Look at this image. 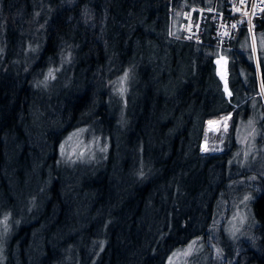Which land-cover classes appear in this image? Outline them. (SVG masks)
Here are the masks:
<instances>
[{
  "label": "trees",
  "instance_id": "obj_1",
  "mask_svg": "<svg viewBox=\"0 0 264 264\" xmlns=\"http://www.w3.org/2000/svg\"><path fill=\"white\" fill-rule=\"evenodd\" d=\"M214 4L220 5L221 0H67L65 3L60 0H0V38L3 44L0 71L5 70L8 64V52L10 58L16 56L20 59L11 77L0 85V93L3 92L0 94V173L7 160L6 153L13 154L25 139L20 128L22 119L28 120L30 109L21 94L37 88L40 83L38 76L49 66L60 65L57 76L66 64L70 74L69 54L65 47L76 49L75 53L79 55L85 52L83 49L78 51L81 47L97 50L98 60L92 58L87 63L88 71L82 80L104 81V90L97 97L98 104L101 102L100 110L108 111L111 102L106 97V90L121 75L126 80L135 75L137 93L145 97L146 109L134 120L133 130L127 134L119 132L117 137L107 133L109 147L106 160L98 171L82 181L81 190L87 193L86 206L91 212L131 210L136 221L140 217L149 218L145 224L133 226L123 235L122 241H118L114 227L104 225L102 228L103 220L90 223L87 226L89 260L86 264H166L167 256L176 246L204 233L210 224L213 200L225 191L233 128L242 117L254 112L253 101L259 103L263 112L258 124L264 135V54L260 45L251 42L247 27H240L234 38L222 47L227 57L228 98L215 72L213 58L217 47L212 42L211 30H206L201 41L170 34L172 23L180 18L185 8ZM40 13L42 16L37 17ZM255 22L252 32H264V10ZM34 28L36 33L33 36L27 34L23 41L20 40L24 31L32 34ZM68 29L73 31L69 37L66 35ZM5 30L11 35L7 36ZM82 66L79 60L72 61L71 85L79 78ZM102 67L109 69L107 75ZM171 68H175L174 72ZM160 69L163 70L160 73L162 89L159 81L154 80ZM164 96L174 97L175 101L171 105L173 117L164 120L165 126L174 125L179 116L184 127L176 132L146 131L143 128L146 118L153 116L154 97L168 105L169 101L162 100ZM121 99H125L122 102L126 105V98ZM92 101L87 89L79 95L63 98L60 121L64 122L70 111L79 112L84 106H90ZM228 112L231 115L226 146L222 151L202 152L200 145L205 123ZM110 119L114 120V115H110ZM77 123L80 122L61 124L49 148L48 159L52 169L49 173L42 171V177H48L50 182V200L44 213L46 216L54 211L59 214L39 231L45 240L42 246L45 254L33 264H59L64 261L65 254L74 256V264H79L86 254L85 250L81 253L68 249L76 241H55L71 217L70 205L61 194L63 176L58 167L56 142ZM11 129H18L16 138L10 131L5 135ZM127 145L123 158H117ZM148 145L161 148L162 154L148 158ZM180 151L187 159H181ZM146 159L149 164L144 168ZM24 160L26 152L22 149L19 164ZM191 161L198 165L201 184L196 188L205 200L197 211L175 214L173 185L178 184L176 178L179 176L183 187H190L187 184L190 174L187 166ZM208 175L213 178L214 187H211ZM250 205L256 223L252 228V242L244 249L234 254L230 240L222 227L219 228L224 260L231 258L230 264H264V177L260 188L253 193ZM148 210H151L150 214ZM2 212L0 202V216L4 214ZM37 223L30 221L13 230L4 248L6 262L13 263L14 247L22 235L27 241H33ZM98 227L102 230L96 236ZM78 235V232L73 233L70 240ZM49 238L55 242L51 244L47 241Z\"/></svg>",
  "mask_w": 264,
  "mask_h": 264
},
{
  "label": "rangeland",
  "instance_id": "obj_2",
  "mask_svg": "<svg viewBox=\"0 0 264 264\" xmlns=\"http://www.w3.org/2000/svg\"><path fill=\"white\" fill-rule=\"evenodd\" d=\"M60 1L65 3L67 0ZM41 16L42 13L37 17ZM182 19L183 11L180 18L172 23L171 35L180 34ZM5 32L7 36L11 35L6 30ZM30 33L24 31L20 40L23 41L27 34L33 36L36 33L35 28L32 30V34ZM72 33V29H68L66 31L67 37ZM249 35L251 42L255 41L256 46L260 45L263 48L264 54V32L254 30ZM251 46L254 50L253 43ZM82 49L85 50L84 55L76 54V49L65 47L69 54L70 74L66 64L62 66V70L57 76L55 75L60 65L49 66L38 76L40 82L38 87L21 94L23 101L30 109L28 120L23 118L20 128L25 139L16 147L13 154L6 153L7 160L0 173V202L2 214L4 213L0 216V264H33L37 259L44 257L45 253L42 246L45 240L39 231L48 226L51 219L59 213L54 211L48 213L47 216L44 213L50 200V182L48 177L46 179L42 177V171L49 173L52 169L51 161L48 159L51 151L49 148L61 124L80 122L68 128L56 142L57 159L60 162L58 167L63 176L61 194L70 205L71 217L68 218L65 229L55 241H76L70 244L68 249L81 253L85 250L86 254L83 259L79 260V264H86L89 260L88 248H86V241H89L87 226L90 223L103 220L102 228L104 225L114 227L118 241H122L123 235L129 232L133 226L145 224L149 218V216L147 218L140 217L136 221L131 210L127 212L113 210L91 212L86 206L87 193L81 190V184L82 181L98 171L102 167L103 161L106 160L109 147L107 133L113 134L114 137H117L119 132L129 133L130 130L134 129V120L137 116L140 117L142 110L146 107H144L145 97L137 93L135 75H130L127 80L121 75L117 81L113 82L111 88L106 90V97L110 98L111 102L108 111L100 110L101 102L98 104L99 99L97 97L104 90V81L95 83L92 79L89 81L82 80V76L88 71L87 63L92 58L98 60V52L95 49L82 47L78 48V51ZM222 49V47L216 48L213 60L215 72L221 82L224 95L228 98L230 91L226 83L227 57ZM2 51L3 44L0 38V56ZM15 51L18 53L17 49ZM253 55L256 57L255 52ZM7 59L8 64L5 70L0 71L1 86L5 79L11 77L12 70L20 62L16 56L10 58L9 52ZM75 59L81 61L83 66L79 72V78L74 85H71V63ZM101 69L105 70L107 75L109 69L104 67ZM174 69L171 68L172 72ZM161 72H163L162 69L158 70L154 78L155 81L156 79L159 81L160 89L164 88L163 82H160ZM145 80L147 81V77ZM86 89L90 91L91 97H93L91 105L84 106L79 112L70 111L65 116L64 122H61L62 99L79 95ZM123 97L126 98V105L122 102L125 100L121 99ZM154 98L153 116L150 115L146 118L143 129L151 132L181 130L184 127L181 122L183 121L182 117L179 119L177 116V120L172 126H165L164 124L165 119L173 117L171 105L175 103L174 97L164 96L162 98L163 102L169 101L168 105L162 104L157 101L156 97ZM253 103L255 105L254 112L242 117L233 128L234 138L232 148L228 152L225 191L224 194L216 195L217 197L213 200L214 208L210 224L204 233L176 246L167 256L166 264H230L231 258L224 260V250L220 244L218 231L221 227L230 240L234 254L252 242V228L256 220L253 217L250 202L253 193L260 188V181L264 177V135L258 124L263 112L259 103L257 104L256 101ZM230 113L224 114L219 117L220 119L217 118L219 123L215 128L209 127V123L216 120L213 119L205 123L204 138L200 145L202 152H218L226 146ZM112 114L114 120L110 119ZM9 131L12 132L13 138H16L18 129L7 130L5 135ZM128 147V145L124 146L117 158L120 156L123 158ZM147 147L149 150L148 158H157L162 154V149L159 147L151 148V145ZM22 149L26 152V160L19 164V155ZM164 154L167 153L164 152ZM179 154L181 159H187L183 151H180ZM28 157L29 160L27 161ZM148 164L149 160L146 159L144 168ZM187 168L190 171L187 177V184L190 187H183L179 176L176 178L178 184L173 185L172 197L175 200V214L197 211L203 206L205 200L204 198L202 200V193L196 188L201 184V178L197 174L198 165L191 161ZM115 178L117 179V176ZM208 179L211 187H214L213 178L208 175ZM148 211L150 214L151 210ZM30 221H38L35 225L34 234L36 235L33 241H27L22 235L14 247L13 263L6 262L4 260V248L11 233L15 228ZM102 228L98 227L95 230L96 236L100 235ZM75 232H78L79 235L70 240ZM53 240V238L47 239L51 244L55 242ZM62 251L64 250H60V252ZM59 264H74V256L65 254L64 261Z\"/></svg>",
  "mask_w": 264,
  "mask_h": 264
},
{
  "label": "built area",
  "instance_id": "obj_3",
  "mask_svg": "<svg viewBox=\"0 0 264 264\" xmlns=\"http://www.w3.org/2000/svg\"><path fill=\"white\" fill-rule=\"evenodd\" d=\"M263 10L264 0H221L220 5H190L183 11L180 34L186 39L201 41L206 30H211L214 45L223 47L240 27H247L251 33L256 17Z\"/></svg>",
  "mask_w": 264,
  "mask_h": 264
},
{
  "label": "bare ground",
  "instance_id": "obj_4",
  "mask_svg": "<svg viewBox=\"0 0 264 264\" xmlns=\"http://www.w3.org/2000/svg\"><path fill=\"white\" fill-rule=\"evenodd\" d=\"M218 123H219L218 120H216V121H214V122H212V123H209V127H211V128H215V127L218 125Z\"/></svg>",
  "mask_w": 264,
  "mask_h": 264
},
{
  "label": "snow or ice",
  "instance_id": "obj_5",
  "mask_svg": "<svg viewBox=\"0 0 264 264\" xmlns=\"http://www.w3.org/2000/svg\"><path fill=\"white\" fill-rule=\"evenodd\" d=\"M234 27V26H233ZM5 220H7V218H5ZM190 247V249H191V246H189ZM187 254V253H186Z\"/></svg>",
  "mask_w": 264,
  "mask_h": 264
},
{
  "label": "water",
  "instance_id": "obj_6",
  "mask_svg": "<svg viewBox=\"0 0 264 264\" xmlns=\"http://www.w3.org/2000/svg\"><path fill=\"white\" fill-rule=\"evenodd\" d=\"M220 119V118H219ZM219 119H214V120H219Z\"/></svg>",
  "mask_w": 264,
  "mask_h": 264
}]
</instances>
